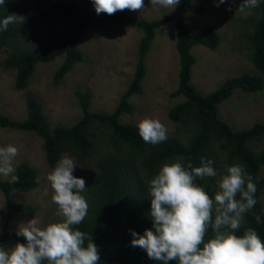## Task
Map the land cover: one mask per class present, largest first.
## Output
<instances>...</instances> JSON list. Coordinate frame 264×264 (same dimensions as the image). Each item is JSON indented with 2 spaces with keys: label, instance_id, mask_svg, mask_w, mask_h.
Instances as JSON below:
<instances>
[{
  "label": "trees",
  "instance_id": "16d2710c",
  "mask_svg": "<svg viewBox=\"0 0 264 264\" xmlns=\"http://www.w3.org/2000/svg\"><path fill=\"white\" fill-rule=\"evenodd\" d=\"M240 2L226 0L225 4L215 6V0H180L173 12L149 22L129 18L126 9L100 18L91 0H6L5 5L0 6V17L12 13L25 17L22 24H10L6 31H0V69L13 74V87L18 92H29L40 65L61 60L53 76L58 83L75 67L87 64L78 42L88 28L97 23L132 25L143 33L134 74L125 93L117 104L114 103L112 112L92 111V94L78 88L74 96L81 116L71 126L52 125L34 94L26 96L23 121L0 115V128L31 133L41 140L46 164L51 170L65 154L74 158L77 166L87 168L88 181L82 195L87 200L88 212L75 227L88 233L97 245L100 264H156L142 249L130 245L129 230L142 234L144 229L151 228L148 181L166 161L185 165L191 162L198 167L203 157L213 161L212 166L219 174L234 163L244 165L256 184L257 203L245 214L244 223L236 234L241 235L251 227L264 240V176H261L264 151L255 153L248 147L253 141L264 139V123L235 131L222 120L219 111L220 106L233 99L237 92L250 95L264 87V3L241 12ZM228 7L231 8L229 14L225 12ZM216 11L221 12L223 20L235 33L234 41L245 42L241 50H246L254 70L228 79L214 92L202 95L191 82L192 68L196 64L191 50L201 46L214 51L221 45L222 38L217 27L190 31L187 23L191 16L207 15L213 21L220 20ZM26 23L31 24V29L25 28ZM168 23L175 27L180 72L177 89L171 97L182 99L169 110L168 119L186 126V134L183 138H167L152 145L142 140L136 124L124 122L123 118L133 113L131 98L142 94L147 54L156 31ZM28 33L32 36L30 44L27 43ZM13 167L18 182L0 179V193L7 211L10 214L37 213L36 207L19 203L16 198L25 197L40 187L38 170L27 160H15ZM218 178L197 177L195 182L211 196L216 191ZM256 215L261 217L260 223ZM16 233L6 222L0 228V245L7 247L13 241L25 243ZM211 235L209 228L206 238Z\"/></svg>",
  "mask_w": 264,
  "mask_h": 264
},
{
  "label": "rangeland",
  "instance_id": "374dc122",
  "mask_svg": "<svg viewBox=\"0 0 264 264\" xmlns=\"http://www.w3.org/2000/svg\"><path fill=\"white\" fill-rule=\"evenodd\" d=\"M231 8L225 9L230 13ZM173 12L171 8H157L151 6L149 0H144V7L138 10L126 9L129 18L143 20H157ZM220 20L204 16H191L187 28L190 31H201L209 27H217L222 43L214 51L201 46H195L191 54L196 59L192 68V85L202 95H208L217 90L224 81L254 70L246 56L244 41H234L235 33L231 31L220 11ZM106 13L98 16L103 18ZM31 29V24H25ZM27 43L32 36L28 33ZM143 37L141 31L132 25L111 26L97 23L81 37L79 47L85 53L87 64L75 67L62 81L55 83L53 76L61 64V60L54 63L40 65L31 81L29 92L14 90V76L11 72L0 69V115L6 114L13 120L23 121L26 116V99L34 94L42 104L45 114L52 125L71 126L77 122L81 113L74 96L78 88L92 94V111L108 114L114 110V103L120 100L128 88L137 64V51ZM145 80L142 94L135 95L130 102L133 113L123 118L124 122L134 123L143 118L160 120L167 129V138H183L185 127L168 119L169 110L181 102L172 98L171 93L177 89L179 58L176 51V33L173 23L160 27L155 34L147 54ZM220 116L233 130L240 131L250 128L256 123H264V87L254 94L237 92L233 99L224 102L219 108ZM13 145L17 148V155L12 160H27L34 166L40 176V187L30 194L16 198L19 203H26L37 208L34 214H10L7 211L5 199L0 193V228L6 222L10 223L16 232L18 227L24 226L31 219L38 221L39 227L56 222L60 218L56 215L58 206L53 203L52 189L47 181L51 171L46 164L42 142L31 133L17 132L0 128V147ZM251 144V145H250ZM249 149L255 153L264 151V139L250 143ZM74 169L73 175L88 181L87 168ZM261 176H264V168ZM7 180L9 177L0 176ZM264 207V198L262 199ZM14 243L9 242L7 247ZM20 243V242H19ZM155 262V261H154Z\"/></svg>",
  "mask_w": 264,
  "mask_h": 264
},
{
  "label": "clouds",
  "instance_id": "9594fccd",
  "mask_svg": "<svg viewBox=\"0 0 264 264\" xmlns=\"http://www.w3.org/2000/svg\"><path fill=\"white\" fill-rule=\"evenodd\" d=\"M149 2L153 7L174 10L180 0ZM5 3L6 0H0V6ZM91 3L96 14L108 15L144 7V0H91ZM225 3L226 0H215V6ZM261 3L264 0H241L238 8L245 12ZM24 20V16L15 13L4 15L0 17V31ZM136 127L146 143L156 145L167 139V129L158 119L143 118ZM17 151L11 144L0 147V176L9 177L12 183L19 181L12 165ZM212 165L211 159L203 157L198 167L179 161L160 164L147 187L151 228L144 229L142 234L130 229V245L142 249L156 264H264V240L257 231L248 227L241 235L236 234L245 214L257 203L252 176L239 163L226 166L223 174ZM76 168L75 159L68 154L57 161L46 178L60 219L44 227L37 226L36 219L22 224L16 234L25 243L0 245V264H100L97 245L88 233L75 227L88 212L87 200L82 195L85 180L73 175ZM197 177H219L216 191L210 196L195 182ZM255 219L261 222L259 215ZM209 228L212 235L206 238Z\"/></svg>",
  "mask_w": 264,
  "mask_h": 264
}]
</instances>
